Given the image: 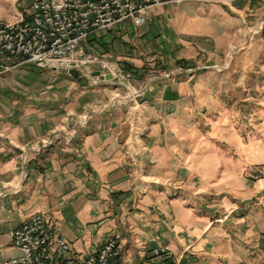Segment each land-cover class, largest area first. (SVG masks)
I'll list each match as a JSON object with an SVG mask.
<instances>
[{
	"label": "crops",
	"instance_id": "crops-1",
	"mask_svg": "<svg viewBox=\"0 0 264 264\" xmlns=\"http://www.w3.org/2000/svg\"><path fill=\"white\" fill-rule=\"evenodd\" d=\"M3 3L15 9V0ZM263 10L264 0H180L152 8L143 25L127 21L103 32L91 45L144 82L148 69L162 76L178 62H217L234 41L240 45L245 22L258 27ZM208 74L190 80L174 74L137 91L138 97L108 82L78 81L21 61L0 74V264L20 256L9 232L37 214L46 218L51 240L66 239L72 259L114 236L118 264H234L229 258L242 264L245 252L225 241V231L231 221L264 223V177H243L244 169L264 165V149L234 139L241 152L229 161L226 153L176 151L185 112L205 101L213 105L201 86ZM180 176L198 179L201 192L213 189L233 199L207 212L200 195L191 206L175 194ZM161 248L171 261L153 257Z\"/></svg>",
	"mask_w": 264,
	"mask_h": 264
},
{
	"label": "built area",
	"instance_id": "built-area-1",
	"mask_svg": "<svg viewBox=\"0 0 264 264\" xmlns=\"http://www.w3.org/2000/svg\"><path fill=\"white\" fill-rule=\"evenodd\" d=\"M20 13L15 21H0V74L11 70L18 61L41 70L69 75L78 72L83 80L109 82L128 88L122 82L118 64L105 62L91 52L92 40L105 31L129 21L140 26L150 20V10L180 0H18ZM111 75L104 81L92 74ZM130 74H126L129 78ZM129 90V89H128ZM138 97L139 92H129ZM48 141L42 143L47 147ZM19 168L25 176L27 153L20 155ZM20 256L3 264H118L121 257L119 240L109 236L93 252L69 257V245L63 236L51 240L47 220L34 215L8 234ZM154 258L172 260L164 249L152 251ZM174 263V260L172 261Z\"/></svg>",
	"mask_w": 264,
	"mask_h": 264
},
{
	"label": "rangeland",
	"instance_id": "rangeland-1",
	"mask_svg": "<svg viewBox=\"0 0 264 264\" xmlns=\"http://www.w3.org/2000/svg\"><path fill=\"white\" fill-rule=\"evenodd\" d=\"M15 3V9L9 11L5 9L3 0H0V21H15L13 18L20 13V8L17 6L19 1L15 0ZM242 29L243 31L239 33L242 44H236L234 41L217 62L204 61L200 64L178 62L170 72L162 76L151 73L149 71L154 70L148 69L145 72L148 73L147 80L145 79L144 82L133 81L131 74L129 78H126V74H129L128 69L121 70L124 79L122 82H128V88H124L127 93L141 92L158 80H169L174 74L184 75L185 79L190 80L198 72H209L207 77L203 78L201 86L205 88V93L211 92L213 105L210 107V101H205L207 106L192 109L182 116L185 118L183 121L185 125L182 129L184 136L181 138L177 135L175 139L177 155H193L201 150L202 154L226 153L229 161L237 157L235 152H241L238 151V144H232L235 143L234 139L241 140L243 147L260 143L264 149V10L258 27L252 28L249 23L245 22ZM94 51L92 48L91 52L94 53ZM102 59L108 63L118 64L122 68L117 62ZM137 76L139 77L135 73L134 78L137 79ZM223 135H226L225 138H220ZM228 142L231 143L228 144ZM243 159L247 160L245 153H243ZM183 163V165L186 164ZM263 168L264 165H261L258 169L260 172L258 170L254 172L253 168L244 169V179L256 181L263 178ZM198 188H200L198 179L192 180L187 176L175 177L176 196L187 200V204L191 206L196 202L195 196L200 195L203 197L202 202L205 203L207 212L211 210L215 202L233 199L231 194L227 195L223 192L217 194L213 189L201 192ZM260 208L262 215L263 208L261 206ZM219 216H222L221 213ZM227 225V231H225L227 235L225 236L224 233L222 235L226 237L225 241L233 249L235 247L236 252L239 254L245 252L244 256L247 259L242 257L244 258L242 264L245 262L264 264V223L258 225L255 222L250 224L238 221V224L237 222L232 224L231 221ZM252 247L257 248L258 254L252 255ZM73 255L70 252L69 257L72 258ZM229 259L234 264H236L235 261L238 262L235 258ZM202 262L205 264L206 260Z\"/></svg>",
	"mask_w": 264,
	"mask_h": 264
},
{
	"label": "water",
	"instance_id": "water-1",
	"mask_svg": "<svg viewBox=\"0 0 264 264\" xmlns=\"http://www.w3.org/2000/svg\"><path fill=\"white\" fill-rule=\"evenodd\" d=\"M69 75L72 76L74 79H77L78 81L82 80V78L79 76L78 72L76 71H70ZM92 76L98 77L99 79L104 80V81H110L112 79L111 75L100 76L99 72L93 73Z\"/></svg>",
	"mask_w": 264,
	"mask_h": 264
},
{
	"label": "trees",
	"instance_id": "trees-1",
	"mask_svg": "<svg viewBox=\"0 0 264 264\" xmlns=\"http://www.w3.org/2000/svg\"><path fill=\"white\" fill-rule=\"evenodd\" d=\"M122 70H123V69H122ZM128 71H130V70H128ZM165 261H167V260H164V262H165ZM170 261H171V260H170Z\"/></svg>",
	"mask_w": 264,
	"mask_h": 264
}]
</instances>
